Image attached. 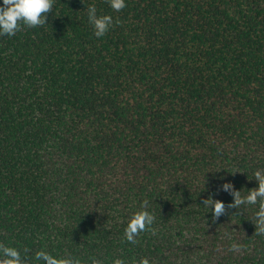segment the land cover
<instances>
[{"label":"trees","instance_id":"1","mask_svg":"<svg viewBox=\"0 0 264 264\" xmlns=\"http://www.w3.org/2000/svg\"><path fill=\"white\" fill-rule=\"evenodd\" d=\"M125 4L55 0L44 26L0 36V243L25 264H264L258 205L213 221L202 203L264 169V0ZM89 5L113 17L103 37ZM144 201L156 235L132 244Z\"/></svg>","mask_w":264,"mask_h":264},{"label":"clouds","instance_id":"2","mask_svg":"<svg viewBox=\"0 0 264 264\" xmlns=\"http://www.w3.org/2000/svg\"><path fill=\"white\" fill-rule=\"evenodd\" d=\"M55 0H3L0 6V36H15L18 31L22 30V25L27 28H35L47 24V17L53 10ZM110 7L120 12L126 7L125 0H107ZM88 21L94 28V35L97 38L103 37L114 26L113 17L111 15L97 16V8L95 5H89L87 9ZM119 18L115 20V25H119ZM234 174V173H233ZM254 179L258 182L257 188L248 190L246 196L241 195V191L234 189L232 183H224L222 190L229 192L234 197V203L227 206L221 200H214L211 196L203 200V205L212 211L213 221L224 215L227 208L241 209L245 205H258V211L255 212L254 220L255 235H264V169H258L254 172ZM148 206V202L144 201L141 209L136 211L129 219L124 230L126 240L132 244L138 243L136 239L142 232H151L156 235V230L152 228L155 216L149 211L143 210ZM245 246L238 243H232L229 247L230 252H241ZM37 261H44L45 264H87L79 258L71 256L57 258L44 250L35 253ZM91 264H104L102 260L94 257L90 258ZM0 264H25V259L21 257L18 249L5 246L0 243ZM112 264H159L156 260H149L142 257L139 260L133 258L126 262L117 258Z\"/></svg>","mask_w":264,"mask_h":264}]
</instances>
